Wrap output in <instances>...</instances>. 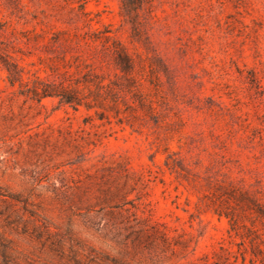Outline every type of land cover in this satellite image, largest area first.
<instances>
[{
    "label": "rangeland",
    "instance_id": "374dc122",
    "mask_svg": "<svg viewBox=\"0 0 264 264\" xmlns=\"http://www.w3.org/2000/svg\"><path fill=\"white\" fill-rule=\"evenodd\" d=\"M0 22L29 88L86 57V33L151 66L130 90L109 71L119 114L103 119L20 95L0 67V264H250L242 236L264 239V0H149L135 36L119 0H0Z\"/></svg>",
    "mask_w": 264,
    "mask_h": 264
},
{
    "label": "trees",
    "instance_id": "16d2710c",
    "mask_svg": "<svg viewBox=\"0 0 264 264\" xmlns=\"http://www.w3.org/2000/svg\"><path fill=\"white\" fill-rule=\"evenodd\" d=\"M5 1L7 4L16 6V0ZM119 1L121 16L126 23L131 25L135 36L138 25V12L149 4V0ZM10 15H13V11L10 12ZM8 26V22H0V67L6 71L7 81L11 87L18 84L21 88L20 95L37 102L47 98L56 99L59 105L68 106L74 111H77L80 107L86 111L94 110L99 119L104 118L103 111L110 104L109 107L112 110L114 109L116 116H118L117 98L121 90L114 81L108 80L109 71L115 72L114 77L116 80L126 81L127 89L130 90V88L136 86L137 76H145L147 68H151V66H147L146 59L139 56L136 60L120 42L112 40L108 36H99L107 32L86 33L83 35V40L86 41L89 48L86 57L82 55L74 56L72 63L63 65V71H60L57 67H48L51 72V80L41 79L35 76V73L32 74L34 80L32 87L29 88L28 84H25L22 80L24 69L18 64L19 59L15 57L16 54L22 52L18 46L19 38L14 34L13 29L8 35L6 34ZM26 40L24 43L26 49L38 48L36 44L30 45V39L26 38ZM51 42L53 43V41ZM96 42H99L100 45L95 46ZM72 68L75 69L73 73H71ZM106 80H108V83H105ZM138 101L140 107H146L148 110L152 109L150 104L147 105L145 98L139 97ZM127 109H130V106H127ZM249 202L252 203L251 200ZM258 212L264 218V208H258ZM225 215L230 218V230L237 234L239 227L235 217L229 214ZM248 232H253L255 236L253 238L250 234L242 236V245H245L241 252L242 261H245L244 254L249 251L250 264H264V239L256 231L250 230ZM245 240H248V242L246 243ZM246 244L248 247H246ZM246 248H248V251ZM223 263L226 264L225 261Z\"/></svg>",
    "mask_w": 264,
    "mask_h": 264
}]
</instances>
